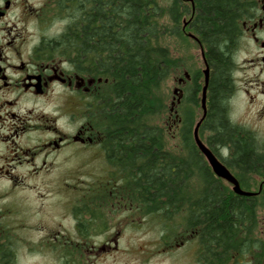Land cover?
Listing matches in <instances>:
<instances>
[{"label":"flooded vegetation","instance_id":"flooded-vegetation-1","mask_svg":"<svg viewBox=\"0 0 264 264\" xmlns=\"http://www.w3.org/2000/svg\"><path fill=\"white\" fill-rule=\"evenodd\" d=\"M198 1L183 0L193 10ZM242 1L249 10L231 52L233 88L227 125L233 138L228 136L212 151L250 194L235 191L234 184L217 176L209 164L211 177L183 179L221 184L226 207L222 240L214 233L211 210H195L188 226L182 211L150 210L141 193L135 192L133 179L96 177L71 183V178H48L42 181L75 186L81 198L80 209H70L67 203L55 217L51 243L56 264H264V136L252 126L234 121L230 111L238 81L248 104L255 106L257 120L264 119V0ZM67 4L66 0H0V180L9 187L0 186V200L17 201L19 192L34 187L35 179L41 180L37 177L40 171L68 168L74 159L80 161L74 163L79 166L93 160L114 166L94 105L98 86L107 80L81 71L73 62L63 34L68 22L63 5ZM52 14L63 27L56 36L38 38L37 26L52 23ZM194 39L204 51L199 38ZM188 77L178 80L185 85ZM49 98L56 100L52 111L44 105L45 101L51 103ZM209 132L213 139L214 132ZM232 199L245 210L242 214L237 211L241 215L233 220ZM14 212L0 207V264H18L16 234L34 228V221L27 225L16 221L10 215ZM6 217L9 222L3 221ZM64 219L69 221L66 230H62ZM153 224L159 232L148 242L126 239L125 234ZM30 245L32 252L34 243ZM119 253L125 260L116 257ZM168 255L174 259L157 261Z\"/></svg>","mask_w":264,"mask_h":264},{"label":"trees","instance_id":"trees-1","mask_svg":"<svg viewBox=\"0 0 264 264\" xmlns=\"http://www.w3.org/2000/svg\"><path fill=\"white\" fill-rule=\"evenodd\" d=\"M66 1L63 34L73 62L81 71L107 80L98 86L94 105L115 174L134 180L135 192L141 193L150 210L182 211L188 226L195 210H211L214 233L222 240L226 207L221 184L183 182L213 174L197 149L192 114H184L181 135L187 150L180 153L168 149L166 129L154 120L165 110L163 82L187 68L171 52L168 40L182 37L187 28L199 38L210 66L208 112L200 129L214 132L213 139L206 140L213 151L228 136L233 138L227 125L233 88L231 52L248 5L242 0H201L193 10L183 0H168L167 5L165 0ZM184 15L189 19L182 30ZM201 76L197 70L187 81L189 102L194 104L204 83ZM230 204L232 220L239 218L244 208L236 199Z\"/></svg>","mask_w":264,"mask_h":264},{"label":"rangeland","instance_id":"rangeland-1","mask_svg":"<svg viewBox=\"0 0 264 264\" xmlns=\"http://www.w3.org/2000/svg\"><path fill=\"white\" fill-rule=\"evenodd\" d=\"M164 4H168L169 1L165 0ZM52 23L48 22L47 24H40L36 28V35L38 38L41 35L47 36H56L63 27L60 21H55L53 14L51 15ZM56 18V17H55ZM57 19V18H56ZM189 15H184L181 18V29L187 26V20ZM186 22V25H185ZM184 25V27H183ZM169 45L171 52L176 56L180 57L183 63H185L187 68L180 69L177 72L170 74L169 77L163 82L162 91L164 92V101H165V110L160 115H157L155 122L161 124L164 129H166V144L168 149L173 152H185L187 150L183 147L182 141V121L184 119V114L190 113L193 117L192 132L194 131L197 121L202 116L203 110L201 107V92H198V103L194 104L189 102L188 97V83L182 85L179 82V78H191V74L197 70L201 71V81H204L203 69L205 64L202 57L201 46L194 37L190 35V29H185L183 36H170ZM239 79V77H237ZM190 80V79H189ZM236 94L230 101L231 106V116L234 121L245 123L250 125L259 133L264 136V119L257 120L258 115L256 114L255 106L253 110L246 100L245 95L241 91L242 84L236 82ZM51 103L48 104V101L44 102L47 111H52V105L55 103V99L49 98ZM41 103V102H40ZM199 135L204 142L209 138L211 132L209 130L200 129ZM198 149V148H197ZM80 161L73 160L70 161V166L67 168H54L51 170L40 171L37 176L40 179H35L34 187L28 186V191L19 192L18 196L14 199L17 201H11L1 199L0 207H8L9 211L14 212L10 214L15 216L16 221L22 220L25 225L34 221V228L22 230L19 234H16L19 238L17 241V246L19 250L18 255V264H56L55 255L56 250L52 248L51 236L53 234V224L55 222V217L61 215V212L65 210V205L69 203L70 209H80L79 205L81 198L79 197V192H75V186H66L60 187L55 185H50V182H47L48 178H71V183H76L75 181L84 178H106V177H116L118 174H114L115 166L105 165L99 163L97 160H93L91 163L86 166L74 165V163H79ZM200 178L198 176L190 177V180ZM42 179H47L42 181ZM0 180V186H5V189H9L8 186ZM193 184H198L192 182ZM32 188V189H30ZM193 188V187H191ZM30 190V191H29ZM24 191V190H23ZM34 194V196H33ZM24 196V197H23ZM23 198V200H21ZM10 199V198H8ZM120 209H123L120 208ZM137 218V215L135 216ZM5 222H9V217L3 219ZM26 221V222H25ZM64 227L62 230H66L69 226V221L64 219ZM159 232V228L156 224L151 225L150 227H145L144 229L134 230L133 233L125 234L127 240H130L133 237V241L137 243L148 242L149 239L156 236ZM74 236V235H73ZM34 243V251H30V244ZM125 260V256L120 255L116 257ZM170 256V255H168ZM171 257V256H170ZM160 256L157 257V261H160V258L163 260L174 259V257ZM136 262L131 260L130 263ZM170 262H165L162 264H169ZM120 264V263H119ZM152 264H157L153 262Z\"/></svg>","mask_w":264,"mask_h":264},{"label":"water","instance_id":"water-1","mask_svg":"<svg viewBox=\"0 0 264 264\" xmlns=\"http://www.w3.org/2000/svg\"><path fill=\"white\" fill-rule=\"evenodd\" d=\"M190 35L194 38H197V36L192 33H190ZM202 57H203V61L205 64V68L203 69L204 84L202 87V94H201V107H202L203 113L200 119L197 121L194 131H193L195 143L217 176L230 180L234 184L233 188L235 191L242 193V194H250L246 191H243L240 188L239 183L236 180V178L231 174L228 168L222 163V161L216 156V154L212 151V149L202 140V138L199 135L200 126L208 112L207 91H208L209 80H210V66L206 60L204 51H202ZM186 75L188 76L187 73Z\"/></svg>","mask_w":264,"mask_h":264}]
</instances>
